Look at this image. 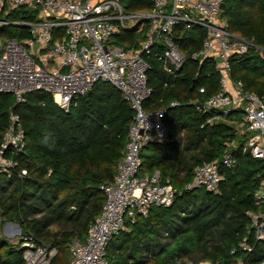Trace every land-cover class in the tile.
Returning <instances> with one entry per match:
<instances>
[{"label": "trees", "instance_id": "trees-1", "mask_svg": "<svg viewBox=\"0 0 264 264\" xmlns=\"http://www.w3.org/2000/svg\"><path fill=\"white\" fill-rule=\"evenodd\" d=\"M127 10L148 9L152 0H120ZM34 10L24 7L4 13L3 18L31 20ZM221 15L227 28L253 43L264 46V0H224ZM139 31L121 29L116 42L136 46L143 39ZM25 25L0 26L1 36L19 38ZM204 28L175 26L174 42L184 52V61L172 72L157 58L160 47L144 54L150 93L145 109L165 107L162 116L167 135L162 141L147 140L139 149L138 173L157 170L176 190L168 206H151L145 217L126 221L107 241L106 264H264V240L255 239L247 211H264L252 190L264 179V158L242 152L245 136L236 131L240 111L232 110L212 121L213 112H201L197 104L218 88L215 60L190 58L200 47ZM230 73L244 88L264 94V59L253 46L229 57ZM202 86L198 91L196 87ZM175 100L176 104L170 105ZM17 112L24 128V147L12 154L17 166L0 171V217L15 220L21 233L38 242L55 246L57 256L48 264H67V244L72 236L83 240L88 224L103 202L102 182L111 181L122 157L128 123L133 111L120 91L97 80L88 94L80 96L66 110L49 92L36 89L14 102L12 94L0 92V140L7 126L8 109ZM233 140L235 144L230 145ZM231 150L235 163L218 165L222 174L219 191L203 187L183 189L193 167L217 159ZM26 173L18 175L19 168ZM54 225V230L48 227ZM250 246L245 249L242 245ZM153 259L149 262V260ZM186 258V259H184ZM0 264H24L17 245L0 236Z\"/></svg>", "mask_w": 264, "mask_h": 264}, {"label": "built area", "instance_id": "built-area-1", "mask_svg": "<svg viewBox=\"0 0 264 264\" xmlns=\"http://www.w3.org/2000/svg\"><path fill=\"white\" fill-rule=\"evenodd\" d=\"M222 3L224 0H152L148 9L127 10L120 0H0V9L6 5L5 12L19 7L34 10L31 20L8 21L0 17V26L14 23L27 27V34L19 38L0 35V92L10 93L14 102H20L27 92L45 90L66 110L97 80H104L120 91L133 111L112 180L99 184L104 195L101 208L88 224L84 239L76 238L70 243L67 264H106L107 241L126 221L145 217L151 206L170 205L176 195L171 183L160 179L157 170L138 173L140 146L150 139L164 140L168 130L162 119L165 107L147 110L143 106L151 90L144 54L157 45L160 51L155 54L164 68L169 72L177 68L185 54L173 39L176 25L202 26L200 47L191 51L190 58L215 60L218 88L196 105L198 110L213 112L207 121L239 110L240 122L248 131L242 152L264 158V94L244 88L240 78L232 77L229 61L232 54H240L250 46L264 59V46L227 28L221 15ZM144 23V37L136 46L124 47L116 42L121 29L139 31ZM196 89L202 91L203 87ZM7 119L0 140V171L9 174L17 166L12 154L24 147V128L11 108ZM234 163L231 150L226 149L219 161L196 164L182 188L203 187L217 193L222 178L218 165L231 167ZM25 173L23 167L17 172ZM252 196L257 204L264 203V179L252 190ZM247 214L254 238L264 240V211L249 210ZM16 231L23 263L48 264L56 247L35 241L19 228ZM242 246L250 249L249 245Z\"/></svg>", "mask_w": 264, "mask_h": 264}, {"label": "rangeland", "instance_id": "rangeland-1", "mask_svg": "<svg viewBox=\"0 0 264 264\" xmlns=\"http://www.w3.org/2000/svg\"><path fill=\"white\" fill-rule=\"evenodd\" d=\"M6 8V5H2V8L0 9V17L1 18H3V15H4V13H6L5 12V9ZM2 10H4V11H2ZM223 16V15H222ZM23 20V19H22ZM227 122L229 123H231V122H234L235 123V126L237 127L236 128V131H237V133L238 134H240L241 136H245L247 133L245 132L246 130H244L243 129V125L241 124V122H238V121H231V119L229 120H227ZM229 144L230 145H232V144H235L234 143V141L233 140H231L230 142H229ZM6 221H8L7 219H3L2 217H0V236H3V237H5L9 242H11L12 244H14V245H17V242H18V240H19V238H18V236H19V234H18V231H16V228H19V225H18V223L15 221V220H9L10 222L9 223H6ZM5 224H8L7 226H6V228H5V232H2V231H4V227H5ZM50 230H54V228H55V226L54 225H50L49 227H48ZM126 229V230H128V228H126V226L125 225H123V227H122V229ZM20 229V228H19ZM4 233V234H3ZM10 233H12V234H10ZM6 234V235H5ZM8 235V236H7ZM74 239H76V237L75 236H72L71 238H70V240H69V242H68V244H67V258L66 259H68V257H69V246H70V243L74 240ZM57 251H58V249L56 248V253H55V256H57ZM153 259V257H151V259L149 260V262L148 263H150V261ZM184 259H186V258H184ZM187 260V259H186Z\"/></svg>", "mask_w": 264, "mask_h": 264}, {"label": "water", "instance_id": "water-1", "mask_svg": "<svg viewBox=\"0 0 264 264\" xmlns=\"http://www.w3.org/2000/svg\"><path fill=\"white\" fill-rule=\"evenodd\" d=\"M220 7H221V9H223V8H224V3H222V4L220 5ZM154 34H155V32L153 31V32H152V36H154ZM217 59H218V58H216V60H217ZM89 91H90V89H88V90L86 91L85 95L88 94ZM217 160L219 161V160H220V157H218Z\"/></svg>", "mask_w": 264, "mask_h": 264}, {"label": "crops", "instance_id": "crops-1", "mask_svg": "<svg viewBox=\"0 0 264 264\" xmlns=\"http://www.w3.org/2000/svg\"><path fill=\"white\" fill-rule=\"evenodd\" d=\"M10 221L8 220V221H6V223H9ZM8 224H5V227H4V231H2V232H5V228H6V226H7ZM4 234V233H3ZM6 235V234H5ZM8 236V235H7Z\"/></svg>", "mask_w": 264, "mask_h": 264}]
</instances>
